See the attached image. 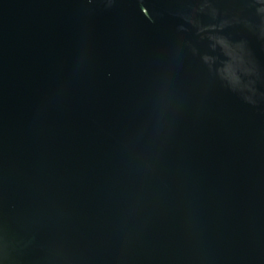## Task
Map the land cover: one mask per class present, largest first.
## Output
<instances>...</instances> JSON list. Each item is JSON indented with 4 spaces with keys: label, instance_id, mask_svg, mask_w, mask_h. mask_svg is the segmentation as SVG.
<instances>
[{
    "label": "water",
    "instance_id": "water-1",
    "mask_svg": "<svg viewBox=\"0 0 264 264\" xmlns=\"http://www.w3.org/2000/svg\"><path fill=\"white\" fill-rule=\"evenodd\" d=\"M0 264H264V0H0Z\"/></svg>",
    "mask_w": 264,
    "mask_h": 264
}]
</instances>
